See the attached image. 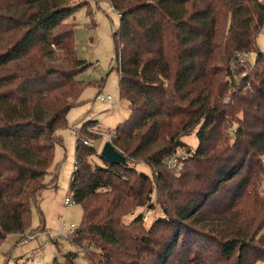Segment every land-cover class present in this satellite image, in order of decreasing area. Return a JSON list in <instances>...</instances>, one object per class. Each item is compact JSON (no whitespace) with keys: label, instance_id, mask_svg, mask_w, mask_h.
Wrapping results in <instances>:
<instances>
[{"label":"trees","instance_id":"trees-1","mask_svg":"<svg viewBox=\"0 0 264 264\" xmlns=\"http://www.w3.org/2000/svg\"><path fill=\"white\" fill-rule=\"evenodd\" d=\"M89 0H0V244L39 230L32 201L57 186L59 131L80 103L91 63L77 54L71 13ZM120 98L130 114L110 140L126 164L83 143L78 130L69 190L83 221L69 239L77 264H264V0H110ZM258 50L252 72L240 55ZM248 61V60H247ZM195 132L177 173L167 158ZM145 161L153 175L137 169ZM49 177V180H47ZM156 198L148 227L124 217ZM153 206L152 203H149Z\"/></svg>","mask_w":264,"mask_h":264},{"label":"rangeland","instance_id":"rangeland-1","mask_svg":"<svg viewBox=\"0 0 264 264\" xmlns=\"http://www.w3.org/2000/svg\"><path fill=\"white\" fill-rule=\"evenodd\" d=\"M66 22L76 25L77 54L91 65L78 75V78L85 82L79 94L81 101L69 111L68 124L59 131L61 141L57 143L54 154V163L59 164L58 185L45 188L39 202L32 201L30 227L39 231L34 235H27L20 242L18 234H9L0 244V264H53L56 259L64 263L68 252L78 251L69 236L82 225L83 207L76 202H72L71 205L65 204L68 196L74 200L69 186L75 164L78 130L84 121L97 120V123L90 127L93 133L87 134L85 138L90 140L97 151L93 156L94 162L104 164L100 154L104 144L108 142L110 132H115L116 126L130 114L128 102L120 98L119 74L113 62L115 57L113 32L118 28L120 21L110 0H89L87 5L75 9ZM256 46L264 52V26L256 37ZM245 52L250 53V58L248 61L239 60L245 66L236 71L238 81L242 80L243 75L252 72L258 50ZM98 95H111L112 100H101ZM184 137L186 144L175 150L180 158L193 154L198 143L194 130ZM136 167L153 175L152 166L145 161L138 162ZM148 201L143 207L127 214L124 220L129 222L143 216L144 223L150 227L157 218L164 215L156 198L154 184ZM149 203L158 210L156 216L148 215ZM76 263L87 264L82 251L78 252Z\"/></svg>","mask_w":264,"mask_h":264},{"label":"built area","instance_id":"built-area-1","mask_svg":"<svg viewBox=\"0 0 264 264\" xmlns=\"http://www.w3.org/2000/svg\"><path fill=\"white\" fill-rule=\"evenodd\" d=\"M248 58H250V53H249V52H244V53H242V54L240 55V61H245V60H247ZM98 97H99L101 100H107V101H111V100H112V96H111V95H107V96L98 95ZM115 136H116V133L113 132V131H111L110 134H109V139H108V141H110V140H112L113 138H115ZM83 143H85V144H90L91 142H90V140H88V139H83ZM185 157H186V156H184V158L181 157V158H182V159H181V158L176 154V152H174L172 155H170V156L167 158V161H166L167 166H168L169 168L173 169L175 172L179 173V172L183 169V167H184ZM73 199H74V197H73ZM72 202H76L75 199L72 201L70 196L66 197V199H65V204H66V205H71ZM148 206H149V207H148V208H149V214H148V215H151V217H152V216H156V215L158 214V212H157L158 210H157V209H154V207L151 206L150 204H149ZM72 226H74V225H72Z\"/></svg>","mask_w":264,"mask_h":264},{"label":"water","instance_id":"water-1","mask_svg":"<svg viewBox=\"0 0 264 264\" xmlns=\"http://www.w3.org/2000/svg\"><path fill=\"white\" fill-rule=\"evenodd\" d=\"M101 154L111 163L126 164L124 155L118 152L110 141L104 144Z\"/></svg>","mask_w":264,"mask_h":264}]
</instances>
